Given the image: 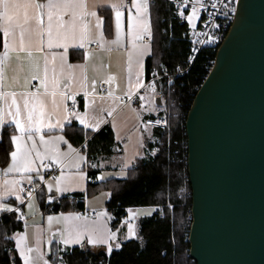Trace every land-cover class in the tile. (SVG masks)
Masks as SVG:
<instances>
[{"label":"snow or ice","instance_id":"snow-or-ice-1","mask_svg":"<svg viewBox=\"0 0 264 264\" xmlns=\"http://www.w3.org/2000/svg\"><path fill=\"white\" fill-rule=\"evenodd\" d=\"M212 8L217 7L216 0L211 3ZM176 8L178 17L187 21L188 25L193 29L196 27L195 21L200 18L201 9L206 8L204 0H176ZM190 8V11H189ZM153 0H0V32H2V48L0 51V143H3V128L10 124L15 126V133L8 138L9 151L6 157H10V163H6L7 167L3 169L5 175L8 173L20 174V179L5 180L4 190L0 193V213H20V207L13 206L6 202L8 196H14L19 204L25 203V198L20 195L25 189L22 186L26 180L31 187L27 190L29 210L34 208V193L37 188L41 192L44 191L41 184L34 183V180L43 182L48 193H64L73 185H80L88 180V176L83 169V165L88 164L86 152L76 149L68 142L65 135H51L49 133L53 129L59 128L61 131L66 126H70L72 118H75L83 128L91 129L93 133L101 130V124L106 121L93 117L90 123L87 114H81L71 111L65 105L63 111L65 113L62 120H56L55 123L48 119L54 113L47 112V102L51 99L54 110H59L64 99L73 100L75 103V95H68L61 90V85L68 87L70 76L65 79L63 76L65 67L69 70L79 67L83 71L85 65H71L67 63V53L69 46L85 48V41L88 43H99L104 48L105 43L117 47L122 46V40L125 35V14L128 44V72L129 82L127 90L121 96H115L112 90L107 92L108 97H112L119 104L125 105L135 115L137 121L141 120L140 111L131 106L133 97L137 94V90L144 87L141 75L144 71V58L151 53L152 42L154 40L153 19H152ZM103 10L114 11L115 14V38L106 41L104 36L105 17L100 14ZM230 11L235 12L232 8ZM211 15V13H209ZM227 15V13H225ZM45 17L47 20L45 21ZM67 17V19H65ZM110 20V18H109ZM29 31L30 35L34 34L39 37V45L33 48L31 44L25 43V32ZM19 32V39H17ZM47 35V48H62L63 52L57 54L44 53V36ZM195 35H205V33H194ZM211 39V37H209ZM195 43V42H194ZM199 43H206L200 40ZM110 50V49H109ZM195 50V49H194ZM42 53V56L35 55ZM92 55L91 52L84 51L83 57L85 61ZM133 58L136 62L135 80H132L133 74ZM43 60V65L40 61ZM51 66V67H50ZM59 67V74L57 72ZM12 71L9 78L8 71ZM25 70H27L25 72ZM42 71V75H41ZM21 73L23 76V84L20 83ZM51 73V75H50ZM157 73H153L155 77ZM86 79V77H85ZM39 80V86L35 91H28L30 82ZM117 81L114 74H109L106 79L102 80V84L111 86ZM170 85L173 81H167ZM93 92L96 91V80H92ZM118 87V85H117ZM153 95L156 94L155 83L149 84ZM17 89H21L18 91ZM40 89H43L41 92ZM88 92L84 93L85 98ZM60 101H57V97ZM139 100L143 102L145 97L139 96ZM151 103V101H149ZM87 107V104L85 105ZM143 109V104H141ZM154 110V109H149ZM112 109L108 111V116H112ZM156 125L161 124V120L154 122ZM166 125L167 121H163ZM153 121L144 122V132H147L148 139L152 140L153 135L150 125ZM113 129L116 124L113 122ZM121 139L119 135L116 137ZM63 142L67 144V150L61 151L59 144ZM138 147H145L143 136L137 140ZM41 146L43 150H41ZM87 147V144L82 146ZM161 149L154 148L148 154V157L137 150L133 154V158H129L122 164L121 176L127 174L124 168H136L139 165L133 163L134 158H140L146 162H150V157H156ZM90 167L96 168V164ZM66 168L75 169L71 173H66ZM42 170L53 172L59 171V175H51L47 179L42 174ZM98 179H104L103 176ZM56 196L49 195L48 200L52 201ZM129 216L124 223L127 225V232L123 236V240L139 239L133 221L136 213L130 208L127 210ZM154 211V209L152 210ZM106 212L97 213V217L107 216ZM151 215V211L146 213ZM17 219H24L23 215L17 216ZM85 221L83 225L74 223V221ZM49 228L53 223H64L63 229H58L59 240L64 245H79L81 249H87L88 246L106 247V255L111 256L114 249L119 250L123 247L122 242L118 238L120 229L115 231L106 225H98L96 221L89 225L86 217H82L79 213H61L59 216L49 215L47 217ZM27 226V221H25ZM42 230L37 229L33 234L35 240L34 246H29L28 236L26 232L15 234V249L18 252L22 264H50L48 259L40 247ZM51 243V241H49ZM141 246H143L141 244ZM58 251H65L58 249ZM12 264L14 260L10 258ZM61 264L63 260L61 259Z\"/></svg>","mask_w":264,"mask_h":264},{"label":"water","instance_id":"water-1","mask_svg":"<svg viewBox=\"0 0 264 264\" xmlns=\"http://www.w3.org/2000/svg\"><path fill=\"white\" fill-rule=\"evenodd\" d=\"M196 264H264V0H239L185 123Z\"/></svg>","mask_w":264,"mask_h":264},{"label":"trees","instance_id":"trees-1","mask_svg":"<svg viewBox=\"0 0 264 264\" xmlns=\"http://www.w3.org/2000/svg\"><path fill=\"white\" fill-rule=\"evenodd\" d=\"M152 19L153 53L147 61V81L154 77V72L164 75L165 72H174L177 66L186 70L194 56L192 45L183 37L189 33V26L173 14L169 3L153 0ZM219 46L203 49L191 65L189 73L173 79L170 88L166 86L165 97L170 96L173 109L169 114L162 112L159 117L168 119L170 131L156 130L158 136L148 145L150 151L154 148L161 151L156 157H150V162L139 160V166L132 170L131 177L117 181L119 185L110 191L107 203V208L114 217V225L123 221L126 209L164 207L170 202L174 206L173 210L165 208L163 215L154 210L151 216L142 218L138 223L141 240L124 243L121 249H114L110 257L105 253L95 256L75 248L69 255V264H92L93 261L81 262L84 255L93 256L95 264H196L189 257L192 192L188 176L185 123L194 98L213 67ZM2 50L0 34V51ZM64 133L75 146H80L85 141L84 133L75 125ZM11 134L10 130H4L3 143H0V165L3 167L7 165L6 158L8 163L10 160L6 154ZM114 147L113 132L105 127L87 143V154L93 160L112 155ZM185 184L191 192L187 199L180 196ZM100 186L101 184L89 185L86 194L76 196L77 203L65 199L54 205L52 211H83L86 199ZM17 216L19 214L9 213L0 218V264H12L10 258L14 260V264H22L15 249L14 236L23 231L24 223Z\"/></svg>","mask_w":264,"mask_h":264},{"label":"crops","instance_id":"crops-1","mask_svg":"<svg viewBox=\"0 0 264 264\" xmlns=\"http://www.w3.org/2000/svg\"><path fill=\"white\" fill-rule=\"evenodd\" d=\"M130 2V0H129ZM101 15L105 17V25L103 28L104 36L106 41H111L115 38V27H114V21H115V14L114 11L110 10H103L100 12ZM110 18V20H109ZM67 19V17H65ZM125 28L124 32L125 35L122 40V46L117 47L114 45H109L105 43L104 48H99V50H87V48L91 45H96L99 43H88L85 41V48L80 49L78 47L69 46V50L67 53V63L71 65H85V69L82 71L81 68L75 67L71 70H69L67 67H65L63 76L65 79H68L70 76V82L68 84V87H64L61 85V90L67 93L68 95H75V102L79 105V111L78 113L81 114H87L88 121L90 123L93 122V117L96 119H100L103 121H106V123L101 124V130L105 127H109L113 132V137L115 140V147H114V153L112 155L99 157L96 159H90L87 154V147L83 148L82 146L87 144L93 136H95L97 133H93L91 129L83 128L79 124L75 118H72V123L70 126H66L63 131H61L59 128L51 130L49 133L47 130L46 134L51 135H65V130L68 128H72V125L77 126L85 136V141L80 146H75L69 138L65 135L66 139L69 143L72 144V146L76 149H79L83 152H86L88 157V164L83 165V169L86 172L88 176V180L80 185H73L69 188L67 192L64 193H48L46 186L43 184V182L34 180V183H39L42 185L44 191L41 192L40 190L34 195V208L32 210H29L27 207L28 200H25L24 204H19V201L15 200L14 196H8L6 198V202L10 203L13 206H19L21 209L20 213H17L20 215H23L24 219L22 220L24 223V228L22 232H26L28 236V243L29 246H34L35 240L33 238V234L37 232V229L42 230L40 232L41 241H40V247L45 255V259H48L50 261V264H61V259L63 260V264H69L70 259L69 255L71 254L72 250L75 248H78L80 252H86L91 253L93 255H99L101 253L106 254V247L100 246V247H93L88 246L87 249H81L79 245H64L59 240V231L58 229H63L65 227L64 223L61 222L60 224L53 223L51 228H49L47 217L49 215L52 216H59L61 213H79L82 217L87 218V223L89 225H92L93 221H96L98 225H106L108 228L115 231L117 228L120 229V232L117 234L118 238L120 239V242L122 244L130 241V240H123V236L127 232V225H123L124 221H121V223L114 225V217L112 213L107 208V203L109 201L111 190L116 189V187L119 185L117 181L126 180L127 178L131 177L133 175L132 170L134 168H124L123 171L127 174L126 176H121L122 171V164L128 160L129 158H133V154L139 150L143 156H148L150 153L148 145L153 143L155 141V138L158 136V132L156 130H152L153 139H148L147 132H144V122L147 119L157 118L159 117V114L164 112V109L168 106L166 103V99L164 96L162 97L161 90H166V86L168 88V82L166 78H163V75H156L153 77L150 81H147V61L149 58L152 57L153 53V46L151 53L147 55L144 58V71L141 75V79L144 82V87L137 90V94L133 97V100L131 102V106L133 108H137L140 111L141 120L137 121L135 119V115L130 111L128 107L125 105L119 104L118 101H115L112 97H108L107 94H102L101 88L99 87V84L102 80L106 79L109 74H114L117 77V81L111 86H109V90H112L115 96H121L123 98L124 92L127 90L128 82H129V72H128V48L130 45L128 44V37H127V28H126V14H125ZM47 18L45 17V21ZM2 35V32H0ZM17 39H19V32H17ZM25 43L31 44L33 48L39 45V37L32 34L30 35L29 31L25 32ZM44 53L50 54L52 52H55L57 54L63 52L62 48H53L48 49L47 48V35L44 36ZM110 49V50H109ZM3 51V50H2ZM88 51L91 52L92 55L85 61L83 57V52ZM35 55L42 56V53H35ZM41 65H43V60L40 61ZM51 67V66H50ZM135 70H136V62L135 58H133V74H132V80H135ZM27 70H25L26 72ZM57 72L59 74V67H57ZM12 71L9 70L7 75L9 78L12 76ZM25 73H21V80L20 83L23 84V76ZM41 71V75H42ZM51 75V73H50ZM86 77V79H85ZM92 80H96V91L93 92V85ZM155 83L156 86V94L153 95L151 92V89L148 87L149 84ZM118 85V87H117ZM33 86H39V80H32L30 82L28 91H35L36 87ZM20 91L21 89H17ZM42 92L43 89H40ZM88 92L87 98H85L84 93ZM143 95L145 97V100L141 102L139 100V96ZM57 101H60V97H57ZM151 101V103H149ZM3 102H0V105H2ZM73 103V100L71 99H64L62 104L60 105L59 110H54L53 104L51 102V99L47 102V112H53L54 115L49 118L46 116V121L48 119H51L53 123H55L56 120H62L65 113L63 111L64 106L66 105L69 109L70 104ZM87 104V107L85 105ZM141 104H143V109H141ZM115 109L113 111L112 116H108V111ZM154 109V110H149ZM113 122L116 124V128L113 129L112 124ZM4 130H10L12 134H18L15 133V126L13 124H8L3 128L2 135L4 133ZM79 131V130H78ZM117 135L121 137V139H117ZM143 136L145 147L143 149H140L137 144V140L140 136ZM60 150L66 151L67 150V144H64L61 142L59 144ZM117 149L121 150V153L117 152ZM41 150H43V147L41 146ZM140 158H134L133 163L138 164ZM10 163V160H9ZM91 164H96V168L90 167ZM7 167V165L5 166ZM0 165V193L4 190V181L5 180H13L20 177V174L18 173H8L7 175L4 174L3 169L5 168ZM75 171V169L72 168H66V173H71ZM51 170L44 171L42 170V174L45 176V179L48 178V175L51 173ZM90 174L92 177H90ZM56 175H59V171ZM103 176L104 179H98V177ZM94 184L98 185L101 184L100 187H98V190H94L92 195H90L86 199L85 203V209L83 211H77V210H69L66 212H60L55 213L53 212V206L60 204L65 199H69L70 202H76V196L86 194L88 190V186ZM55 195L56 199L49 201L48 196L49 195ZM22 197L24 195L20 193ZM76 205V204H75ZM87 210L88 212H106L107 216H101V217H95L91 218L84 215V211ZM133 213H136V219L139 223V221L147 216L146 215L148 208H137L132 209ZM153 210V209H151ZM154 213V211H153ZM4 214L9 213H0V218ZM129 216V213H128ZM25 221H27V226L25 225ZM74 223L83 225L85 221H74ZM134 223V222H133ZM21 233V232H19ZM138 235H139V229H138ZM15 237V236H14ZM140 238V235H139ZM139 240V239H138ZM15 241V238H14ZM51 241V243H49ZM58 249H63L65 251H58ZM17 252V251H16ZM18 254V252H17ZM19 256V255H18ZM20 258V257H19ZM22 261V260H21ZM96 260L93 261L92 264H95ZM90 264V263H89Z\"/></svg>","mask_w":264,"mask_h":264},{"label":"built area","instance_id":"built-area-1","mask_svg":"<svg viewBox=\"0 0 264 264\" xmlns=\"http://www.w3.org/2000/svg\"><path fill=\"white\" fill-rule=\"evenodd\" d=\"M167 3H169L172 7L173 14L177 15V8H176V0H164ZM206 4L205 9H201L200 11V18H199V25L195 33H205V35H195L191 30L189 33L185 34L183 37L187 39L190 44L192 45V52L194 53V56L191 60L190 67L195 61L196 57L198 54L206 48H217L218 45H220L223 41V39L226 36V32L229 31L234 19L235 15L237 13V8L239 4V0H216L217 2V7L212 8L211 3L213 0H204ZM235 8L236 11L232 12L230 9ZM190 11V8H189ZM211 13V15H209ZM227 13V15H225ZM211 37V39H209ZM200 40L206 41V43H199ZM195 42V43H194ZM100 46L98 44L96 45H91L87 48V50L93 51V50H99ZM195 49V50H194ZM190 67L187 68L186 70L183 69L180 66H177L174 72H165L164 75L162 76L163 78H166L167 81L173 80L178 76H183L185 74L189 73ZM172 85V84H171ZM171 85L168 83V88L171 87ZM99 87L101 88L102 94H107L109 91V86L107 84H99ZM69 110L78 112L79 111V105L78 103H71L69 106ZM159 119L161 120V124L156 125L154 122ZM153 121V124L150 125L152 130H158L162 132H169L170 131V124L168 122V119L166 117H157V118H152V119H147L146 121ZM163 121H167V124L165 125ZM118 153H121L120 149H117ZM58 172H51L49 176L51 175H56ZM17 179H20L18 177ZM25 189L22 194L24 195L25 200H28L27 196V190L31 187L28 185L27 181L25 180L22 185ZM42 187V185H41ZM40 189L37 188L34 195L39 191ZM180 196L187 199L191 196V192L188 189L187 184H185L181 188ZM165 208H168L170 210H173L174 206L170 202H168L164 207L163 206H158L155 207V211L157 214L163 215ZM128 209H126L125 213L122 216V220L125 221L126 218L128 217ZM84 215L95 218L97 217V213L95 212H88L87 210L84 211ZM23 220V219H21Z\"/></svg>","mask_w":264,"mask_h":264},{"label":"rangeland","instance_id":"rangeland-1","mask_svg":"<svg viewBox=\"0 0 264 264\" xmlns=\"http://www.w3.org/2000/svg\"><path fill=\"white\" fill-rule=\"evenodd\" d=\"M181 20L182 21H185L186 23H187V21L186 20H184V19H182L181 18ZM188 24V23H187ZM195 24H196V27L193 29L192 27H190L189 25V29L193 32V33H195V31L197 30V28H198V25H199V19H197L196 21H195ZM162 91V93L163 94H161L162 95V97L164 96V98L166 99V101H167V107L164 109V112H167L168 114H169V112L170 111H172L171 109H173V103L171 102V98H170V96H168V97H165V93H166V90H161ZM170 98V99H169ZM151 209H154V208H148V210H147V213L149 212V211H151V213L153 214V211L151 210ZM155 210V209H154ZM134 223V228L136 229V231L138 232V221H137V219H136V217H135V219H134V221H133ZM123 225H126L125 223H123ZM138 234V233H137ZM138 237H139V235H138ZM135 240H138V239H135ZM139 240H141V238H139ZM76 259V258H75ZM94 259V257L93 256H88V255H84L83 256V258H82V260H81V262H92V261H94L93 260Z\"/></svg>","mask_w":264,"mask_h":264}]
</instances>
